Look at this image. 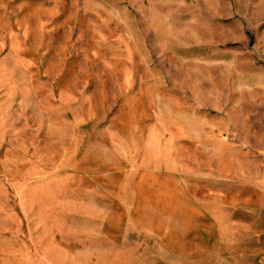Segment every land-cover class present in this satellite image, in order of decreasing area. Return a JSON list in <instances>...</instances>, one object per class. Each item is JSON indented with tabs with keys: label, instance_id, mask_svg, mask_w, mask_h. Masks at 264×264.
Returning a JSON list of instances; mask_svg holds the SVG:
<instances>
[{
	"label": "rangeland",
	"instance_id": "obj_1",
	"mask_svg": "<svg viewBox=\"0 0 264 264\" xmlns=\"http://www.w3.org/2000/svg\"><path fill=\"white\" fill-rule=\"evenodd\" d=\"M263 242L264 0H0V264Z\"/></svg>",
	"mask_w": 264,
	"mask_h": 264
},
{
	"label": "crops",
	"instance_id": "obj_2",
	"mask_svg": "<svg viewBox=\"0 0 264 264\" xmlns=\"http://www.w3.org/2000/svg\"><path fill=\"white\" fill-rule=\"evenodd\" d=\"M262 249H263V253H262V256L259 257H255L253 259V262L252 261H249V263H245V264H264V242L262 243L261 245Z\"/></svg>",
	"mask_w": 264,
	"mask_h": 264
}]
</instances>
